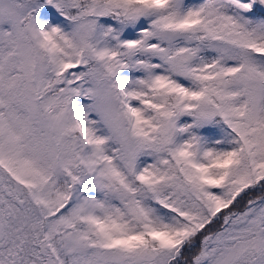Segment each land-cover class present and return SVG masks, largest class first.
Masks as SVG:
<instances>
[{
	"label": "snow or ice",
	"instance_id": "snow-or-ice-1",
	"mask_svg": "<svg viewBox=\"0 0 264 264\" xmlns=\"http://www.w3.org/2000/svg\"><path fill=\"white\" fill-rule=\"evenodd\" d=\"M0 264H264V0H0Z\"/></svg>",
	"mask_w": 264,
	"mask_h": 264
}]
</instances>
